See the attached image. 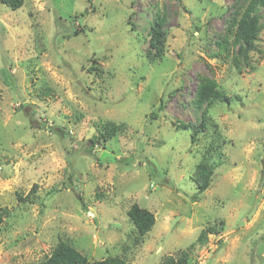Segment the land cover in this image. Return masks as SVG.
Segmentation results:
<instances>
[{
    "label": "rangeland",
    "instance_id": "374dc122",
    "mask_svg": "<svg viewBox=\"0 0 264 264\" xmlns=\"http://www.w3.org/2000/svg\"><path fill=\"white\" fill-rule=\"evenodd\" d=\"M245 6L24 0L13 10L0 2V264H40L60 242L90 261L163 264L196 242L191 264H264V7L254 69L239 71L230 29ZM158 16L164 54L150 60ZM204 77L231 103L209 109L222 154L194 199L192 175L214 139L192 140ZM101 122L125 128L94 143ZM134 203L155 216L139 238ZM208 226L218 233L197 243Z\"/></svg>",
    "mask_w": 264,
    "mask_h": 264
},
{
    "label": "trees",
    "instance_id": "16d2710c",
    "mask_svg": "<svg viewBox=\"0 0 264 264\" xmlns=\"http://www.w3.org/2000/svg\"><path fill=\"white\" fill-rule=\"evenodd\" d=\"M0 2L15 10L23 5L24 0H0ZM245 2L244 10L239 12L233 19L232 28L230 29V35L233 37L231 44L236 48V52L232 55L233 64L239 71L242 70L244 65L254 69L248 61L249 55L257 50L256 40L263 26L260 9L264 7V0H245ZM238 15L239 18H237ZM165 41L166 30L163 29V19L158 16L151 30L149 44L152 48V55L149 52L150 60L163 56ZM224 43L229 44V37L224 39ZM216 103L230 104L231 96L220 88L215 79L208 77L200 79L193 104L201 113V125L198 129L192 130V140L196 141L198 135L202 132H211L214 139L209 146L206 145L202 158L194 169L192 175V180L196 186V192L193 195L194 199L209 188L215 169L220 163V159L216 157L220 158L222 154L221 147L214 145L217 139V126L209 117V109ZM97 127L100 136L97 137L96 141H92L94 143L107 142L118 132L123 131L125 123L101 122ZM177 127L189 129L191 124L180 122ZM128 215L136 228L138 238L149 232L155 224L153 212L137 203L130 207ZM2 219L3 213L0 212V224ZM208 233H218V229L215 226H208L200 233L197 243H206ZM195 247L196 242L187 249L182 250L178 257L168 256L164 259L163 264H191V252ZM40 264H125V260L118 256H111L103 260L90 261L86 255L79 252L75 247L68 243L60 242L53 249L51 255Z\"/></svg>",
    "mask_w": 264,
    "mask_h": 264
}]
</instances>
